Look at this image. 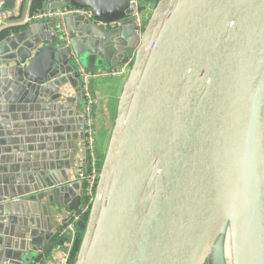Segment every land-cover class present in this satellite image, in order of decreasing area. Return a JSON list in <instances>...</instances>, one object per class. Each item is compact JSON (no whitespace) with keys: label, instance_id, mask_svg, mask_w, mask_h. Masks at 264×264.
Listing matches in <instances>:
<instances>
[{"label":"water","instance_id":"1","mask_svg":"<svg viewBox=\"0 0 264 264\" xmlns=\"http://www.w3.org/2000/svg\"><path fill=\"white\" fill-rule=\"evenodd\" d=\"M132 2L45 0L43 10L90 8L94 19L66 17L67 34L35 21L0 40V179L8 163L26 172L11 176L18 191L0 187V264L57 248L49 204L68 206L62 224L81 209L67 169L84 116L66 87L81 102V69L109 71L132 49L73 264H227L232 206L235 264H264V0H157L141 37ZM16 4L0 0V13Z\"/></svg>","mask_w":264,"mask_h":264},{"label":"built area","instance_id":"2","mask_svg":"<svg viewBox=\"0 0 264 264\" xmlns=\"http://www.w3.org/2000/svg\"><path fill=\"white\" fill-rule=\"evenodd\" d=\"M134 10L132 17L135 19L136 33L138 37H141L147 19L144 15L143 9L140 6L138 0L132 2ZM81 15L88 18L94 19V11L90 8H82L75 6H67L63 8L51 9V10H39L32 13H28L24 16L21 23L27 24L32 21H45V20H56L60 25L63 33L67 34V28L65 19L68 16ZM8 17L6 13H0V25L5 22ZM102 27H108L109 24L97 21ZM111 26V25H110ZM135 53L129 57L119 67L110 69L106 72H85L81 69V89L84 98L83 105V116H84V132H85V163L79 168L76 175V181L80 182L83 191L84 199L81 209L74 214L72 219L66 224L62 225L59 229V237H63L64 240L57 246V255L52 261V264H71L72 252L76 241V223L80 218L88 213L93 203L97 185L99 182V176L101 172V165L99 164L97 139H96V127L94 120V105L96 104L95 97L92 93L90 81L93 77L100 75L117 76L126 74L129 72ZM46 261L37 260L34 264H44Z\"/></svg>","mask_w":264,"mask_h":264},{"label":"crops","instance_id":"3","mask_svg":"<svg viewBox=\"0 0 264 264\" xmlns=\"http://www.w3.org/2000/svg\"><path fill=\"white\" fill-rule=\"evenodd\" d=\"M140 3V6L145 5V8L152 7L153 0L150 2H147V4L143 3V0H138ZM42 0H17V4L14 10L7 12L8 17L5 19V22L0 25V40L6 38L8 35L15 33L17 31H20L22 28H25L30 23H33L35 21L29 22L27 24L21 23L22 19L25 15L28 13H32L35 11L43 10V4H41ZM41 7V8H40ZM135 53V49H132L129 51L128 56L120 61L116 67H119L122 65L129 57H131ZM93 71H97L94 69ZM128 78V73L117 75V76H110V75H100L93 77L90 81V86L92 93L95 97L96 104L94 105V120H95V127H96V136H97V146L99 147V141L106 136V134H109L112 131L113 123L116 117L117 109L119 100L121 97V94L123 92L125 83ZM67 95L74 98V102L71 104L70 110L72 111H78L79 106L81 105V111L83 112V105H84V98H82V101L80 102V96H78V93L76 90H74L72 87L68 85V88L66 87ZM70 118V117H69ZM60 119V118H59ZM70 119H73V123L71 125L73 127H76L75 131L71 132V135L77 134L81 135L82 129H79V126L83 127V124L78 120V116L74 114ZM76 150L73 151L72 154V168L67 169V174L70 178V181H76V175L77 171L80 166L84 164V155L82 154L85 151V141L84 139L77 142ZM44 150L39 153H42ZM48 152V151H47ZM6 154V153H5ZM9 154V153H7ZM3 155V154H2ZM61 162V161H67L66 159H54V162ZM75 161V162H74ZM27 163V162H26ZM42 167L45 166V161H39L38 162ZM8 169L7 174H10L9 182L5 183L3 179H0V187H2V191L5 190V187L7 191L9 192L10 187H14L15 191H18V181L14 177L11 176L16 175V169L21 170L19 173L24 174V168H12L11 164L8 163ZM30 165L29 163H27ZM34 163H31V165ZM40 169V166H39ZM61 170H55V172H58ZM65 171V170H64ZM43 172V169H42ZM63 172V170H62ZM4 175V174H3ZM61 176V175H60ZM63 176V173H62ZM76 193L71 196L70 202L72 203L76 199ZM50 209H58L57 212L53 213V223L54 226L60 229V227L64 224H62L63 221H66L68 217L70 216V210L68 206H57V205H51L49 204ZM56 241V237L53 238L52 242ZM57 249L54 248L51 252L50 256L48 258H42L40 260L46 261L44 264H52V261L55 259L57 255ZM37 262V261H35ZM34 263V262H33Z\"/></svg>","mask_w":264,"mask_h":264},{"label":"bare ground","instance_id":"4","mask_svg":"<svg viewBox=\"0 0 264 264\" xmlns=\"http://www.w3.org/2000/svg\"><path fill=\"white\" fill-rule=\"evenodd\" d=\"M224 254L227 264H235V209L232 206L223 222Z\"/></svg>","mask_w":264,"mask_h":264},{"label":"trees","instance_id":"5","mask_svg":"<svg viewBox=\"0 0 264 264\" xmlns=\"http://www.w3.org/2000/svg\"><path fill=\"white\" fill-rule=\"evenodd\" d=\"M44 1L45 0H42L41 4H43ZM150 1H152V0H143V3L147 4V2H150ZM153 3L154 4H152V8L154 9V7L157 4V0H153ZM141 8L144 11L145 5H142ZM151 14L152 13H150L149 15H151ZM146 19L148 20L149 16L148 17L146 16ZM96 139H97V136H96ZM97 149H98L99 164L102 165V162H103V159H104V156H105V151L101 152V150L98 148V146H97ZM87 221H88V213L84 214L80 218V220L76 223V225H75V227H76V241H75L74 249H73V252H72L71 264L74 263L76 255L78 253V250H79V247H80V243H81V240H82L85 228H86ZM56 240H59V242L61 243L64 240V238L63 237H59V235H57Z\"/></svg>","mask_w":264,"mask_h":264},{"label":"rangeland","instance_id":"6","mask_svg":"<svg viewBox=\"0 0 264 264\" xmlns=\"http://www.w3.org/2000/svg\"><path fill=\"white\" fill-rule=\"evenodd\" d=\"M152 11H153V8L152 7H150V8H145L144 9V15H145V17L147 16H149L150 17V13H152ZM148 21V20H147ZM110 135H111V132L109 133V134H106V136H104L100 141H99V149L101 150V152H106V149H107V146H108V142H109V138H110ZM81 167V166H80ZM79 167V168H80ZM79 170V169H78ZM77 173H78V171H77Z\"/></svg>","mask_w":264,"mask_h":264}]
</instances>
